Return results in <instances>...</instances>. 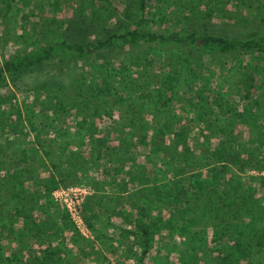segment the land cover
Instances as JSON below:
<instances>
[{
	"label": "rangeland",
	"instance_id": "374dc122",
	"mask_svg": "<svg viewBox=\"0 0 264 264\" xmlns=\"http://www.w3.org/2000/svg\"><path fill=\"white\" fill-rule=\"evenodd\" d=\"M195 1L151 0L147 29L264 33V0L243 6L239 18L224 10L184 18L180 13ZM234 1L210 2L220 10ZM51 14L61 25L49 30L42 16ZM137 19L136 0H0V60L48 41L106 38ZM136 53H156L161 72L140 81L120 75L119 93L96 100L97 111L85 110L95 135L80 153L65 149L63 120L51 111L37 112L39 133L29 136L21 127L26 118L13 108L14 96L56 105L72 96L80 73ZM255 54L222 60L228 69L239 58L260 64L264 51ZM211 61L204 51L170 44L119 45L62 69L40 66L0 79V96L7 98L0 101V245L16 252L19 264H264V94L249 115L237 74L210 72L208 84L194 76ZM181 131L189 133L194 154L172 159L162 142ZM138 156L145 184L126 159ZM188 177L194 179L187 199L168 195L169 183ZM137 207L152 231L144 259ZM7 257L0 262L8 264Z\"/></svg>",
	"mask_w": 264,
	"mask_h": 264
},
{
	"label": "trees",
	"instance_id": "16d2710c",
	"mask_svg": "<svg viewBox=\"0 0 264 264\" xmlns=\"http://www.w3.org/2000/svg\"><path fill=\"white\" fill-rule=\"evenodd\" d=\"M150 1L151 0H136L138 19L135 24L123 31L113 33L106 38L97 40L58 39L55 41H48L42 46L27 52L13 53L10 56L4 55L2 60H0V79H5L8 75L19 74L24 70L40 66H56L62 69L71 61L83 59L100 52L110 51L119 45L155 46L170 44L172 46L187 49H198L206 52L213 58L211 64L205 66L199 74L196 73L194 75L196 77L199 76L202 84H208L206 78L210 72L217 77L227 75L228 71H231L233 76L237 74L238 81L242 84L244 90V100L247 102L244 111L249 115L254 112L253 109L260 104L261 95L264 94V90H261L264 82V56L260 58V64H254L252 61H245L239 58L240 60L233 64L230 69L227 68L228 61L223 62L222 59L228 56L233 57L238 54L251 55L255 58H259L255 52L264 51V33L251 37H234L209 31L199 32L197 30L185 29L166 28L160 31L149 30L147 29V25L152 19L153 14L149 6ZM210 1L211 0L207 2L206 0H198L192 2L190 6L180 14H184V18L194 16L208 19L224 10V12H227V17L239 18L243 15L241 14L243 6L251 8L255 4L254 0H250V3H248L249 0H235L225 9L221 8L219 10V6L215 8L214 4ZM258 6L259 4L255 6V10L259 12ZM155 15L157 16V13H155ZM51 17L52 14L42 16L46 28L49 30L61 25V22H57L55 18ZM156 55V53H154V56L136 53L121 59L120 63L117 62L115 64V62L106 61L102 63L100 67L82 72L76 81L72 96L69 99H61L58 104L53 106L45 105L40 102L33 104V102L31 103L30 100L26 99L20 101L17 96H14V102L12 103L13 108L19 113L22 119L23 116L26 118L25 120L23 119L21 127L24 128L29 136H32L36 132L39 133L36 122V117L39 115L37 112L41 110L40 114L46 115L48 111H51V116H57L59 120H63L60 126L61 131L63 130V133H60V141L65 149L71 150V153H80L86 148L87 142L95 135L92 129L86 126L88 120L83 117L85 110L95 109L94 105L98 99L108 98L109 95L113 94L117 95L119 91L116 87V80L120 78V75H132L136 77L134 80L140 81V78L147 77L148 72L154 70L153 75L156 76L158 72H161L156 70ZM255 76L260 77L261 81L257 80ZM216 84H214L215 87H217ZM217 94L222 93L220 92ZM0 101L1 103H5L7 102V98L0 96ZM115 139V136H113L111 141ZM144 139H140L142 148L141 153L143 154L146 149V142H144ZM209 144L210 149H214V145L216 144L213 142V139L210 140ZM162 145H164L162 146V150L169 152L172 159L179 158L183 153L186 157L194 154L191 137L189 133L185 131L176 133L170 140H164ZM212 155L218 159L217 151L213 152ZM126 159L133 160V169H137L139 173L143 172L140 167L143 164L141 161L144 162V159L141 158V160L140 156H138V158ZM262 167L263 166H260V168ZM133 169L130 172L131 175L134 174ZM139 176L140 177L137 178L139 182L145 184L142 183L145 175L140 173ZM260 178L259 182L264 188V176ZM134 179L136 180V176H134ZM184 179L185 183L183 182ZM193 179L192 177L179 178L175 182L169 183L168 195H174L175 192L176 195L174 199L181 197L184 198V200L187 199L193 191L188 188ZM137 215L140 216L137 219V223L138 229L141 232L143 243L142 259H144L149 253L152 231L146 219L148 214L145 212V209L137 207ZM0 256H8V264H19L18 254L15 251L13 253L8 252L4 249L3 244L0 245ZM0 264L4 263L0 262ZM45 264L55 263L50 261Z\"/></svg>",
	"mask_w": 264,
	"mask_h": 264
}]
</instances>
